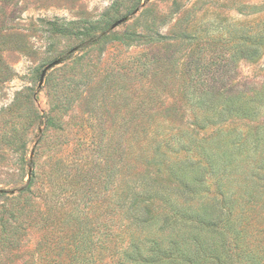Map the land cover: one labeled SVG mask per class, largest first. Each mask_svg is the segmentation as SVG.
Listing matches in <instances>:
<instances>
[{
	"label": "rangeland",
	"instance_id": "rangeland-1",
	"mask_svg": "<svg viewBox=\"0 0 264 264\" xmlns=\"http://www.w3.org/2000/svg\"><path fill=\"white\" fill-rule=\"evenodd\" d=\"M222 88L230 99L211 96ZM251 93L264 97V0L4 5L0 190L9 193L0 194V264H47L61 248L71 263L154 264L157 245L186 251L192 238L210 239L196 227L215 219L247 227L250 248L263 244L264 193L253 186L264 191V164L258 171L256 163L264 111L230 118L220 134L219 124L194 125L202 105H246ZM138 121L148 126L135 136ZM214 143L210 161L203 152ZM20 204L23 215L13 212ZM10 225L21 226L19 243L3 251ZM175 249L155 264H178Z\"/></svg>",
	"mask_w": 264,
	"mask_h": 264
},
{
	"label": "trees",
	"instance_id": "trees-1",
	"mask_svg": "<svg viewBox=\"0 0 264 264\" xmlns=\"http://www.w3.org/2000/svg\"><path fill=\"white\" fill-rule=\"evenodd\" d=\"M12 4V0H0V13L2 12V7L4 5L8 6ZM49 29H54L57 32H63V28H59L58 24L55 22H49ZM159 38H163V36H158ZM207 93V92H206ZM208 95H211L210 92L207 93ZM232 94V90L230 88H222L221 90H218L214 93V95H211L214 98H229ZM218 95V96H217ZM249 102L246 105H235L232 103L227 104H220V105H210L207 104L205 106L202 105L203 108V116H202V122H199L198 120L194 123L199 129H206L210 125L219 124V127L217 128L216 134L224 133V130L226 126L228 125V120L233 117H243V118H249L253 119L256 117H259L262 115L264 111V97L262 94H253L251 93L249 96ZM219 107V108H218ZM151 125V124H150ZM148 126V124H144L141 121L135 122V136L138 134L140 128ZM138 130V131H137ZM182 131V130H181ZM137 132V133H136ZM229 134V133H226ZM196 136V135H195ZM264 137V135H263ZM202 140L204 137L201 138ZM262 139V138H261ZM258 136L254 139V141L251 144V147H253V150L256 151L260 145V140ZM231 140V139H230ZM229 140V141H230ZM220 142H224L225 144L228 143V140H222ZM218 142V144L220 143ZM231 143V141L229 142ZM234 145V142H233ZM244 146L245 143H240L234 145V148L237 150ZM216 147L218 145L214 143L209 148H206L203 154H208V159L211 161V157L216 155ZM233 147V146H232ZM207 159V158H206ZM256 163L258 171L262 170V166H259V164H264V154L260 155L256 158ZM259 173V172H258ZM258 176V174H257ZM257 180V179H256ZM31 181L29 180V183L27 184V188L30 187ZM258 181H254V190L260 194V196H263L264 191H260L258 186L263 187L257 183ZM21 189V192L24 191ZM9 193L7 190H0V194H6ZM255 195V194H254ZM221 209H225V202L222 199L221 201ZM26 211V208L24 206L16 205L13 207V212L18 215H23ZM37 215L33 217V221H35ZM178 217V216H177ZM176 216L173 218H169L172 222L177 223ZM29 218L31 219V216L29 214ZM247 220L244 216L239 218L238 221L244 222ZM39 221V219L37 220ZM256 222H260L259 219L256 220ZM38 223V222H37ZM253 225V222H249L247 220V224ZM258 223V233L263 234L264 232V224ZM192 225V223H190ZM195 224L192 225V227ZM18 225H10L8 227H3L1 230V246L3 251H7L8 249L14 248L19 243V228L21 226ZM201 227H196L198 230H205L207 233L206 235H210V239L204 238L205 241L203 243L199 240H195L196 238H192L191 242L192 247L186 251H180L178 249H175L174 246L169 248V253L171 251L177 250L180 251V256H178L179 262L178 264H264V242L263 244L257 245V247H251L248 244L247 237V227H243L242 225L239 226L238 224H233L230 221L226 220L223 223H220L215 220H204L200 222ZM230 235V238H227L226 236ZM38 255H41V250L35 251ZM57 256L48 257V259H44L43 261H47V264H86L81 263L79 261L71 263L68 260L69 255L72 253L71 251H68V248H61L60 250L56 251ZM69 253V254H68ZM166 252H161L157 245V250L155 249L154 255L152 257V262L155 263H161L165 258L172 257L169 256L170 254ZM72 255V254H71ZM74 257L76 255H73ZM71 257V256H70ZM77 256L76 258H78ZM174 257V256H173ZM23 264H42L37 261V259H34L32 261L27 260ZM89 264V263H87ZM93 264V263H90Z\"/></svg>",
	"mask_w": 264,
	"mask_h": 264
},
{
	"label": "water",
	"instance_id": "water-1",
	"mask_svg": "<svg viewBox=\"0 0 264 264\" xmlns=\"http://www.w3.org/2000/svg\"><path fill=\"white\" fill-rule=\"evenodd\" d=\"M126 19H127L126 17H125V18H121V19H119L118 21H116V22L112 25V27L114 28V27L118 26V25L121 24L122 22L126 21ZM60 62H61L60 59L54 60L53 62H51L50 64H48V65L44 68V70H43V72H42V74H41L40 84L43 83V80H44V77H45V75H46V72H47L50 68H52L53 66L59 64Z\"/></svg>",
	"mask_w": 264,
	"mask_h": 264
}]
</instances>
